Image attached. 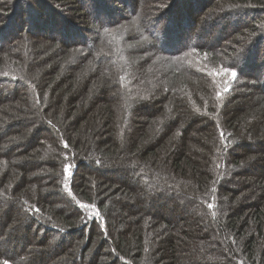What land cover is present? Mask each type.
Segmentation results:
<instances>
[{"label": "trees", "instance_id": "16d2710c", "mask_svg": "<svg viewBox=\"0 0 264 264\" xmlns=\"http://www.w3.org/2000/svg\"><path fill=\"white\" fill-rule=\"evenodd\" d=\"M51 3L0 0V262L264 264V0Z\"/></svg>", "mask_w": 264, "mask_h": 264}, {"label": "snow or ice", "instance_id": "6c2138e0", "mask_svg": "<svg viewBox=\"0 0 264 264\" xmlns=\"http://www.w3.org/2000/svg\"><path fill=\"white\" fill-rule=\"evenodd\" d=\"M205 56L207 57V54H205ZM220 71H221L222 73H224V74L230 76L233 80L238 76V72L235 70L234 67H231V68H230V67H223V68H221ZM3 75L7 76V73H3ZM224 91H225V92L228 91L227 86H225ZM217 95L219 96L220 94L218 93ZM220 135H221V138L224 137V133H223V132H221ZM64 147L67 148V147H68V144L65 143V144H64ZM71 168H72V165H71V164H65V166H64V173H65V177H66V179H65V187H66V188L68 187V184H67V178L71 176ZM69 194L72 195L70 189H69ZM73 198L75 199V197H73ZM25 203H27V202L25 201ZM76 203H77V205H78L82 210H85V211L91 210V212L93 213V215H92V218H93V219H96V218H101V219H103L102 214H101L100 211L97 209V206H96L94 203H92V204L82 203V202H80L79 200H76ZM207 207H208L209 209H212V208L214 207V205H213L212 203H209V204L207 205ZM35 211L38 212L39 209H35ZM213 215H215V212L213 213ZM0 264H9V261H8L7 259H5V260H3L2 262H0Z\"/></svg>", "mask_w": 264, "mask_h": 264}, {"label": "rangeland", "instance_id": "374dc122", "mask_svg": "<svg viewBox=\"0 0 264 264\" xmlns=\"http://www.w3.org/2000/svg\"><path fill=\"white\" fill-rule=\"evenodd\" d=\"M48 1H50V4H52V5H54L53 3H51V2H55V0H48ZM91 2H92V0H90ZM138 1V0H137ZM131 6H132V4H131ZM27 11V10H26ZM27 13V12H26ZM208 14V11L205 13V15H204V18L201 20V21H203L204 19H205V16ZM64 18V19H66V20H68V21H70V19L72 18L73 19V17L72 16H70L68 13H65V12H62V13H59L58 14V17H57V19H58V21H60V20H62V18ZM60 19V20H59ZM63 21V20H62ZM67 22V21H66ZM166 38V37H165ZM175 47H177V45L175 46ZM261 58H262V61H264V57L261 55ZM261 60V59H260Z\"/></svg>", "mask_w": 264, "mask_h": 264}]
</instances>
